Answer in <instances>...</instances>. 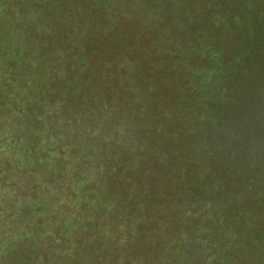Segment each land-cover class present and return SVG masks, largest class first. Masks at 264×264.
Here are the masks:
<instances>
[{
  "label": "trees",
  "instance_id": "obj_1",
  "mask_svg": "<svg viewBox=\"0 0 264 264\" xmlns=\"http://www.w3.org/2000/svg\"><path fill=\"white\" fill-rule=\"evenodd\" d=\"M124 3L0 0V264H264V183L236 179L253 165L244 147L255 133L246 131L244 147L200 152L208 169L216 156L228 160L214 185L188 154L173 158L184 146L153 144L149 154L112 137L93 144L115 109L142 98L139 69L113 84L94 77L93 57L120 47L109 39L123 10L148 17V3ZM97 39L105 50L96 51ZM225 76L210 66L200 92L220 87L223 102L234 88Z\"/></svg>",
  "mask_w": 264,
  "mask_h": 264
},
{
  "label": "rangeland",
  "instance_id": "obj_2",
  "mask_svg": "<svg viewBox=\"0 0 264 264\" xmlns=\"http://www.w3.org/2000/svg\"><path fill=\"white\" fill-rule=\"evenodd\" d=\"M133 1L138 5L148 3V17L143 21L130 19L127 9L123 10L109 39L110 45L120 47L104 51V61L100 55L98 63L93 57L94 67L99 69L94 77L106 74L105 81L113 84V80L124 82L135 68L139 69L141 74L136 81L140 80L143 86L142 98H131L134 103L130 111L115 109L111 102L114 123L101 133L102 143L93 144L106 145L112 137L113 144L122 150V145L137 144L149 154L155 150L153 144L176 149L184 146L189 148L188 153L174 150L173 158L188 154V161H195L204 170V181L214 185L213 178L221 174V164L228 160L216 156L211 162L216 165L208 169L207 157L200 152L217 151L226 145L244 147L248 142H244L248 137L245 133L250 130L255 133L254 141H249L244 149L252 152L253 165L240 171L236 179L246 177L257 181V186L262 185L264 124H257L250 116L255 113L257 122L264 119V0H125V8ZM114 8L105 11L115 16ZM117 30L121 36L115 34ZM148 43H152V48ZM95 45L96 51L107 48L100 39ZM212 65L217 72L224 69L226 76L222 79L234 83L227 96L231 98L220 96L221 103L215 101L220 87L214 86L208 93L202 89L206 94L200 92V83ZM186 83L194 91L188 96L184 93ZM185 96L187 105L181 101ZM168 104L173 109L169 110ZM3 119L0 116V123ZM157 152L161 163L165 156L159 149ZM137 161L136 157L131 161L124 158V165ZM128 171L124 168V177ZM143 174L144 169L140 175Z\"/></svg>",
  "mask_w": 264,
  "mask_h": 264
}]
</instances>
